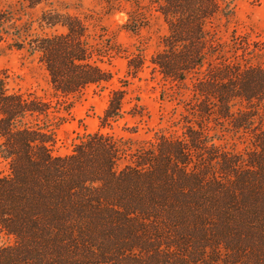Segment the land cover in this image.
I'll list each match as a JSON object with an SVG mask.
<instances>
[{"label":"trees","instance_id":"16d2710c","mask_svg":"<svg viewBox=\"0 0 264 264\" xmlns=\"http://www.w3.org/2000/svg\"><path fill=\"white\" fill-rule=\"evenodd\" d=\"M154 2L168 32L151 62L185 109L183 133H159L131 153L100 131L68 155L53 152L70 109L64 98L113 78L101 65L112 48L91 40L93 18L51 9L41 24L65 31L37 35L17 25L12 4L0 7V45L13 36L9 45L44 65L51 89L13 91L0 71V155L9 165L0 227L14 238L0 246V264H264V38L235 29L223 40L210 29L234 13L230 0ZM129 15L128 30L146 21ZM125 100V90H111L103 125L124 114ZM227 133L245 148L218 143Z\"/></svg>","mask_w":264,"mask_h":264},{"label":"rangeland","instance_id":"374dc122","mask_svg":"<svg viewBox=\"0 0 264 264\" xmlns=\"http://www.w3.org/2000/svg\"><path fill=\"white\" fill-rule=\"evenodd\" d=\"M230 1L234 13L229 17L219 14L210 29L215 30L223 40H230L235 29L239 33H252L255 38L257 35L264 38V0ZM111 2L109 7L107 0H52L30 7L16 3V0L0 1L1 8L12 4L19 27L24 30L32 25V31L37 35L65 31L61 25L41 24L40 18L48 10L54 9L83 18L90 15L93 18L88 21L92 42H96L103 51L112 48L109 56L101 63L112 72L110 82L90 84L76 96L62 97L70 109L64 113L65 121L56 129L57 141L53 152L57 155L70 154L79 138L97 131L122 141L128 153L142 142L155 139L159 133L171 136L183 133L179 119L180 113L185 109L179 99L170 96L174 91L173 84L165 81L151 62L153 55L161 47L162 37L168 32L164 17L157 9L158 5L154 0H140V7L133 1ZM226 3L223 2V6ZM129 12H141L146 18L143 26L136 31L125 27L130 17ZM14 40L11 36L8 43L0 45V71L8 76L10 89L21 93L35 92L41 97L51 96L49 76L44 65L26 50L9 45ZM130 59L133 60L132 64ZM141 60L143 67L137 69L136 65ZM114 88L126 92L124 114L118 120L103 125L101 118ZM190 96L191 90H185L183 98ZM217 142L239 151L246 146L229 133ZM126 163L127 159L122 160L118 167L122 168ZM0 173H9L8 162L1 155ZM13 243V236L0 227V246Z\"/></svg>","mask_w":264,"mask_h":264}]
</instances>
